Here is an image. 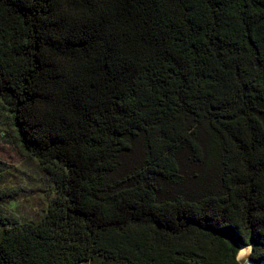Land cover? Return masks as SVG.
<instances>
[{"label":"trees","instance_id":"16d2710c","mask_svg":"<svg viewBox=\"0 0 264 264\" xmlns=\"http://www.w3.org/2000/svg\"><path fill=\"white\" fill-rule=\"evenodd\" d=\"M0 103L55 190L0 158V264L264 258V0H0Z\"/></svg>","mask_w":264,"mask_h":264},{"label":"rangeland","instance_id":"374dc122","mask_svg":"<svg viewBox=\"0 0 264 264\" xmlns=\"http://www.w3.org/2000/svg\"><path fill=\"white\" fill-rule=\"evenodd\" d=\"M0 108V158L7 166L2 184L17 192L8 206L22 222L37 221L45 214L55 190L39 164L19 149L13 132L8 133L9 111L1 103Z\"/></svg>","mask_w":264,"mask_h":264},{"label":"water","instance_id":"95a60500","mask_svg":"<svg viewBox=\"0 0 264 264\" xmlns=\"http://www.w3.org/2000/svg\"><path fill=\"white\" fill-rule=\"evenodd\" d=\"M242 247H245V246H241ZM240 248V249H241ZM245 248H249V252L248 254H243V255H237V260L240 262V264H264V258L261 259V260H252L251 257H250V253L253 252V249L252 247H245ZM240 253V252H239Z\"/></svg>","mask_w":264,"mask_h":264},{"label":"bare ground","instance_id":"6f19581e","mask_svg":"<svg viewBox=\"0 0 264 264\" xmlns=\"http://www.w3.org/2000/svg\"><path fill=\"white\" fill-rule=\"evenodd\" d=\"M248 252H249V248L242 247L239 255H243V254L246 255L248 254Z\"/></svg>","mask_w":264,"mask_h":264}]
</instances>
